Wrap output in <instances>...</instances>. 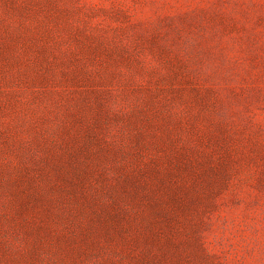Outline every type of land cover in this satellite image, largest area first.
Listing matches in <instances>:
<instances>
[{"label":"rangeland","instance_id":"1","mask_svg":"<svg viewBox=\"0 0 264 264\" xmlns=\"http://www.w3.org/2000/svg\"><path fill=\"white\" fill-rule=\"evenodd\" d=\"M0 264H264V0H0Z\"/></svg>","mask_w":264,"mask_h":264}]
</instances>
